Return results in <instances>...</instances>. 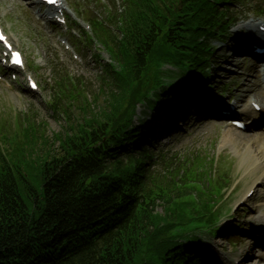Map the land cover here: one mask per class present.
Instances as JSON below:
<instances>
[{
    "label": "trees",
    "instance_id": "16d2710c",
    "mask_svg": "<svg viewBox=\"0 0 264 264\" xmlns=\"http://www.w3.org/2000/svg\"><path fill=\"white\" fill-rule=\"evenodd\" d=\"M107 1L94 35L121 72L106 67L109 81L90 102L89 84L53 66L50 109L67 128L52 140L45 123L20 119L13 132L0 118V264H203L188 243L192 227L218 231L227 179L212 175L203 154L160 156L156 170L146 137L128 128L138 102L160 86V66L204 75L217 32L227 36L235 23L233 4L255 0H122L121 10ZM65 98L79 105L80 122Z\"/></svg>",
    "mask_w": 264,
    "mask_h": 264
},
{
    "label": "rangeland",
    "instance_id": "374dc122",
    "mask_svg": "<svg viewBox=\"0 0 264 264\" xmlns=\"http://www.w3.org/2000/svg\"><path fill=\"white\" fill-rule=\"evenodd\" d=\"M91 9L96 11V16L102 18V10L100 11L99 8L93 6ZM237 14H239L240 22L231 32L230 37L225 39L224 44L216 43L217 55L213 67L214 77H212L210 83H213L212 86H216L212 94L218 100L227 104L229 99L234 97L241 104L242 113H244V110L247 108L250 110L251 108L250 100H257L264 107V84L261 74L256 72L258 64L251 61L244 54H238V51L242 52L244 49L238 46L237 43L246 36L244 27L247 22H251L252 18L248 19V16L243 15L241 10ZM0 25L7 32L11 31L21 39L28 66L29 62L34 65V69H30V72L34 74L41 89L39 93L29 94L25 91L24 80H19L17 86L12 85L13 88L4 82H0V118L5 120V124L13 132L18 127L19 119L22 121L25 119L31 120L36 125L45 123L47 125L45 134L49 140H52L55 134H63L67 128V121L63 112L60 111L56 115L50 109V104L53 102L54 96L57 95L53 66L57 70L58 67L62 70L65 69L70 76L81 78L84 83L89 84L86 97L90 102H93V95L100 92L101 78L104 76L102 65L109 62V58L104 55L100 61H96L93 57V51L86 49L79 51L80 54H78L82 59V64L75 63L59 41V37H62L63 34L58 32L56 33L58 35H53L50 31L44 29L41 24H38L33 17L31 5L29 3L25 4L23 0H0ZM240 28H243V30L240 31ZM49 64L51 68L48 67ZM0 70H2L1 66ZM225 91L226 93H224ZM221 93H224L225 96H222ZM259 96L261 97L259 98ZM183 97L180 99L182 100ZM247 97L249 101L243 103ZM101 101L103 102L104 98ZM70 103L68 98L61 100L63 108L68 107L73 119L80 122L82 114L78 110L79 105L74 103L70 106ZM177 104L185 106V103L180 100L177 101ZM172 105L173 101L168 106L163 105L158 108V111H153L148 121L153 122L156 117L162 119L167 115V113H163L164 109ZM141 110L145 115L144 109L141 108ZM172 120L175 119L172 118ZM227 125V122H201L198 124L190 123V121L183 122L178 124L180 130L177 133L165 134L160 139L150 141L149 149L153 156L165 153L171 154L170 157L177 154L184 158L195 154H204L209 157L219 156L221 161H225V167L230 172V188L226 201L220 207L222 210L221 217L223 218V223L220 226L226 227L229 222L232 223L233 226L229 229L234 231V235L227 241L221 239L212 243L215 245L217 253L209 260L208 264H236L239 263V260L241 261V258H244V260L240 264H264V257L260 252H255L254 243L250 238L252 234L254 235V229L257 228L258 230L260 226V220L258 221V219L264 217V187L258 190L260 196L254 198L248 207L239 208L235 211L239 201L257 180V177L250 176L251 170L248 169H252L254 166L247 167V155L249 153L246 150L250 148V151L253 152L252 155L258 156L257 159L259 160L262 158L257 152L258 147L264 146V141L262 145L261 143H257L258 145L253 143L257 141L255 139L263 132L244 134L234 131V129H228ZM4 133L6 132H0V144L3 141L1 139H3ZM229 134L240 136L237 137L235 146L226 145L225 139ZM229 141L232 142L230 138ZM58 146V143L53 144L54 149ZM204 155L201 157L205 158ZM261 160L263 161L259 162L257 160V163L264 164V158ZM249 162L251 163V160ZM153 167L160 170L158 165ZM254 211L256 212L253 213ZM234 215L235 218L231 219ZM246 225H250L251 228L247 229ZM244 250L247 253L246 257L243 256ZM254 254L255 258L251 262H246Z\"/></svg>",
    "mask_w": 264,
    "mask_h": 264
},
{
    "label": "bare ground",
    "instance_id": "6f19581e",
    "mask_svg": "<svg viewBox=\"0 0 264 264\" xmlns=\"http://www.w3.org/2000/svg\"><path fill=\"white\" fill-rule=\"evenodd\" d=\"M186 93L187 92H185V94L183 95V96H185L186 95ZM261 96H259V98H260ZM248 98V97H247ZM264 99V98H263ZM180 101L181 102H185L183 99L181 100L180 99ZM189 102V101H188ZM264 102V101H263ZM257 103V102H256ZM181 104V103H180ZM192 105V103L190 102L189 104H186L185 106H179V104H177V102H176V104H175V109H177V110H182V111H186V109H187V107H190ZM177 113H180V112H177ZM181 114V113H180ZM244 116H247V115H250L252 118H251V124L252 125H254V124H256V123H258L259 122V120L260 119H262V116L260 115V114H257V113H255L254 112V110L252 109V110H248V109H246V111L244 112V113H242ZM183 115V114H182ZM183 116H186V115H183ZM264 117V116H263ZM263 124H264V121H263ZM249 125H250V123H249ZM251 125V126H252ZM261 129H264V126L261 128ZM264 133V132H263ZM263 133L259 136V137H257V139H255V140H257V141H255V143H253V144H257V143H261V145H262V142L264 141V135H263ZM231 139V141L233 142H230L229 141V138ZM227 137V139H225V141L228 143V144H231V145H233V146H235V143H236V139H237V137H240V136H237L236 134H229V136ZM244 138V137H243ZM228 144H226V145H228ZM258 145V144H257ZM254 146V145H253ZM258 149L260 150V152H259V150H258V152L257 153H259L261 156H262V158H264V146L262 145L260 148L258 147ZM246 152H248L249 154L247 155V158H248V161H247V167H251V166H254V168H252V169H248V170H251V174H250V176H255V177H257V180H256V182L255 183H257V182H262L263 183V186H264V165L263 164H258L257 162L259 161H263V160H259V159H257V157L258 156H256L255 154L254 155H252L253 154V152L252 151H250V148L249 149H247L246 150ZM253 156V160H254V162L252 163V159H251V157ZM259 155V156H260ZM259 158V157H258ZM251 160V163H252V165H251V163L249 162ZM258 160V161H257ZM257 163V164H256ZM264 163V162H263ZM256 164V165H255ZM263 166V167H262ZM246 170V169H245ZM246 173V172H245ZM249 177V176H248ZM255 183L253 184V186L255 185ZM263 224H264V222H263ZM246 255H247V253H246V251L244 250L243 251V256L244 257H246ZM242 256V257H243ZM244 259V258H243Z\"/></svg>",
    "mask_w": 264,
    "mask_h": 264
},
{
    "label": "snow or ice",
    "instance_id": "6c2138e0",
    "mask_svg": "<svg viewBox=\"0 0 264 264\" xmlns=\"http://www.w3.org/2000/svg\"><path fill=\"white\" fill-rule=\"evenodd\" d=\"M48 3H55V0H47ZM5 38L3 36H0V40H4ZM14 55V62L19 63L18 54ZM35 87V85H33Z\"/></svg>",
    "mask_w": 264,
    "mask_h": 264
}]
</instances>
